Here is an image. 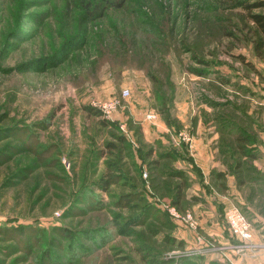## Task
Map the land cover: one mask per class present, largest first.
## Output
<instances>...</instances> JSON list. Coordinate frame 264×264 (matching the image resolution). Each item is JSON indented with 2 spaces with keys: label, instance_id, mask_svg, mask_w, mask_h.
Listing matches in <instances>:
<instances>
[{
  "label": "rangeland",
  "instance_id": "374dc122",
  "mask_svg": "<svg viewBox=\"0 0 264 264\" xmlns=\"http://www.w3.org/2000/svg\"><path fill=\"white\" fill-rule=\"evenodd\" d=\"M104 5L96 0L89 11L81 0H0V264H148L138 251L146 245L153 254L163 251L167 264L183 256L229 264L223 254L204 256L203 240L194 242L175 222L163 165L153 174L164 198L154 192L146 154L160 156L174 144L147 138L184 130L180 137L194 144L206 114L226 132L253 131L263 142L264 50H256L255 30L227 0H127L124 8L103 13ZM125 90L130 94L123 98ZM89 108L96 113L89 115ZM113 135L129 143L126 171L101 155L106 143L117 141ZM220 137L219 151L237 154L235 138ZM140 178L145 198L153 197L178 227L162 231L184 240V248H165L162 235L145 233L160 225H138L141 202L120 205ZM263 188L237 189L244 198L254 192L252 203L264 214L255 190ZM177 212L206 216L200 207ZM203 235L211 243L206 251L237 249L238 262L264 256L259 244L236 238L234 246Z\"/></svg>",
  "mask_w": 264,
  "mask_h": 264
},
{
  "label": "trees",
  "instance_id": "16d2710c",
  "mask_svg": "<svg viewBox=\"0 0 264 264\" xmlns=\"http://www.w3.org/2000/svg\"><path fill=\"white\" fill-rule=\"evenodd\" d=\"M84 3H87V9H90L94 6L96 3V0H81ZM127 0H104V9H102V12L105 13L108 10L112 9H122L126 5ZM228 7L232 10H238L240 11V16L244 17L246 21L252 24V27L254 28V32L256 36L258 37V41L256 42V50H264V13L261 11L264 10V0H227ZM91 13V12H89ZM90 15V14H89ZM91 16V15H90ZM234 28H237V25H234ZM239 60L242 62H245V57L243 56H238L237 57ZM198 64H203L206 65L207 63L202 61V60H197ZM206 63V64H205ZM191 72L196 73L198 75H202L203 72L197 70V69H191ZM224 83V82H223ZM89 115L95 114L96 110H93L92 108L88 109ZM248 115V114H246ZM204 120L207 124H211L213 122V119L209 118L208 115H204ZM226 120V119H224ZM220 119H218V122L220 123ZM102 126L109 127L111 124L108 121H102L100 122ZM227 128L225 126H220L217 123L216 126V131L221 135L226 137L233 136L236 140V148H237V154H233L234 158L229 156L228 158H231V160L234 162L232 164V168L237 171L235 172V178L239 182L240 185H244L246 183H259L260 185L264 186V173H262L256 166L253 165V159H255V155L252 153L253 149L250 148L251 141L255 137H257L258 142L260 141V138H258V135H256L253 131L252 132H241L239 130H231L230 132H226ZM239 132L241 134H239ZM114 139L117 141L106 143V150H103L101 152L102 156H109L112 158L113 163L116 166H119L123 170L124 168L127 167V163L125 162L126 156L123 154L124 152V147H129V143L127 142L125 136L122 135H113ZM224 141L225 144L231 145L230 141L225 139L222 140ZM256 143H258L255 140ZM254 142V144H255ZM119 143V144H118ZM156 143V142H155ZM153 143V144H155ZM162 142H157L159 145ZM124 145L123 148L119 145ZM166 145V144H165ZM167 146V145H166ZM181 149L177 148H172V146H167L166 151L164 153H160V156H154L153 151H150L147 153V158L149 159L150 157L152 158L151 160H148V166H150L149 170L151 172V186L153 187V190L155 193H158L160 196L164 198L162 195L161 187L158 184L157 176L154 173V168H158L160 165L165 166V171L163 172L165 174V177L169 179V185L171 186L170 190L171 193L173 194V197L171 199V205L175 207L178 211L181 212H187L191 207L196 205L198 202H200V198L198 196H193L191 198L188 197V191L191 188L190 181L188 178L185 176L184 171L179 170L177 167L173 166L172 164L175 163L177 160V154H180ZM156 155V154H155ZM237 156V157H236ZM244 158H247V162L243 161ZM170 161L171 164L168 163ZM244 163L246 166H243ZM136 166V165H135ZM134 166V167H135ZM139 167L136 166L135 169L138 172ZM242 168V169H241ZM232 169V170H233ZM246 171V173H242ZM126 171V170H125ZM129 171V170H128ZM249 175V176H248ZM119 177L116 176L114 177L113 181L114 183L118 182ZM216 179L221 182L219 189L221 191L227 189V180L225 174L220 173L219 175L216 176ZM142 178L138 180V183H133L129 184V187L134 190L135 192L128 196L127 198L124 199V205L120 204L122 208H128V207H137L138 202L142 203V206H140V209L144 212L143 214V221L141 224H138L139 226H142L146 223L147 221H156L159 223L160 227L158 226H152L150 229H148L149 235H151L153 238L157 237L160 238L162 235V241L163 244L166 246L165 248H184L185 243L183 241L177 242L176 237L172 236L169 233H164L162 231V228H165L168 231L175 232L177 230V225L170 219V216L167 215L163 210L159 208V206L156 204V201H154L153 197L150 199L143 194L144 188L140 190V184ZM123 183H127L123 182ZM123 185V184H122ZM217 186V185H216ZM99 187L96 184V189H99ZM216 188V187H215ZM104 189V188H103ZM102 190V189H101ZM97 190H91L90 195H94L93 193ZM259 195L261 196V200L264 199V188L261 190H258ZM135 195V196H134ZM148 200V202H147ZM158 206V207H157ZM240 209L246 214L247 210L245 207H241ZM249 218V217H248ZM251 221V219L249 218ZM252 222V221H251ZM56 232H59V229H55ZM69 236L71 235L69 232H67ZM144 234V233H139ZM146 245V244H145ZM153 250L155 248H152ZM138 251L140 254H142V259L144 262L148 264H167L166 259L163 258V251H160L158 254H153L151 253V250L146 246H140L138 248ZM166 260V261H165ZM202 257L197 258L195 261L194 259L191 258H184L180 261L179 264H202ZM210 264H224L222 262H211ZM227 264V263H226Z\"/></svg>",
  "mask_w": 264,
  "mask_h": 264
},
{
  "label": "crops",
  "instance_id": "0c3cea01",
  "mask_svg": "<svg viewBox=\"0 0 264 264\" xmlns=\"http://www.w3.org/2000/svg\"><path fill=\"white\" fill-rule=\"evenodd\" d=\"M204 121L205 120L199 121L200 123L198 124L204 126V129L202 130L203 134L198 136L202 138H194V144H175L178 141L177 133L176 135L174 133L171 134V137L158 134L156 136L151 135L150 138L147 139L152 143L163 140L162 142L164 144L170 145L173 143L175 149H181L180 154H177L175 165L179 170L184 171L185 176L190 181L191 188L188 191V197L191 198L193 196H198V198H200V202L191 207L189 211L193 212L196 208L200 207V209L206 215H202V219H198L199 217L196 219L199 223L198 232H193L186 228L185 229L187 232L189 231V233L193 235L194 242L196 240V235L201 237V240L203 241H201L200 245L201 249H204V256L212 257V259L215 260V257L222 258L223 254L228 258L229 264H239V262H242L241 264H264V256L253 257L252 255V259L247 258L248 260H245L244 258H241L238 262V258L233 259L232 256L233 253L237 252V249H230L232 254L228 255L225 252L216 254L217 252L210 251V249L209 251H206L204 248L210 247L211 244L209 241H205V237H203V233L205 232L208 234H216L217 238H214L217 239L216 241H221L220 239H223L224 242L226 241V243L228 242L229 244H234V246H237L235 244L236 238L232 236L227 223L224 221L225 210L231 205H237L239 207L241 206L246 208L248 217L251 219L254 225V238L252 241H250V243L253 244V247L258 244L264 246V214L262 211H258L253 205L254 203H252V200L254 202V192H252L250 198H244V195L237 189L242 185L237 183V179L235 178V172L237 171L235 168H232V164L234 162L231 160V158H228L229 156L231 157V150H225L222 152L219 151L218 148L221 137L219 138L220 134L216 131L217 123L212 122L206 126V122ZM183 131L184 130H180V132ZM261 139H263V142L256 144L251 143L250 145H252V153L255 155V159H253V165L256 166L262 173H264V133L263 136L261 134ZM165 141H167V143H165ZM233 154L235 153H232V157L234 158ZM243 161L247 162V158H244ZM220 173L225 174L227 180V189L223 191H221V188L219 189V185H217L218 183H221L218 181V179H216V176ZM246 184H251L254 186L257 184L260 185L258 182ZM255 190L258 191V189ZM255 205H257V203H255ZM184 235L188 236L185 233ZM187 243L191 244L188 240ZM204 244L206 245L204 246Z\"/></svg>",
  "mask_w": 264,
  "mask_h": 264
},
{
  "label": "built area",
  "instance_id": "2783aa9c",
  "mask_svg": "<svg viewBox=\"0 0 264 264\" xmlns=\"http://www.w3.org/2000/svg\"><path fill=\"white\" fill-rule=\"evenodd\" d=\"M130 92L128 90H125L123 92V98L129 96ZM112 104L114 106H119L120 105V100L119 99H114ZM149 119H155L153 116H148ZM179 134H183V132H180ZM178 134V144L180 143H191L190 139L188 138H183L180 137ZM168 209V206H166ZM178 210L173 207L170 209V214L174 218L175 222L177 224H180L181 226L185 227L186 229H190L194 232H198L199 229V223L190 212H187V215H180ZM225 220L226 223L230 229V232L232 236L237 238L243 243L250 242L254 238V225L253 223L249 220V218L246 216V214L240 209L239 206L237 205H231L226 208L225 210ZM196 239L201 241L200 236H196Z\"/></svg>",
  "mask_w": 264,
  "mask_h": 264
}]
</instances>
